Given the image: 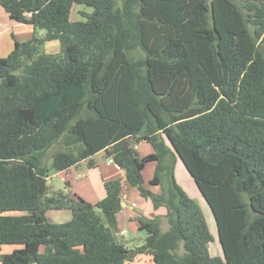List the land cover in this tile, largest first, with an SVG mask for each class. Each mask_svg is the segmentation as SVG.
I'll return each mask as SVG.
<instances>
[{
	"label": "trees",
	"instance_id": "1",
	"mask_svg": "<svg viewBox=\"0 0 264 264\" xmlns=\"http://www.w3.org/2000/svg\"><path fill=\"white\" fill-rule=\"evenodd\" d=\"M75 4L92 12L70 20ZM0 5L45 32L0 57V246H17L0 264H124L138 253L153 264H264V0ZM53 40L62 55L41 50ZM137 49L143 56L130 57ZM58 141L47 168L42 157ZM142 141L153 149L145 156L134 148ZM100 151L154 210L165 208L166 231L159 216L139 217L143 244L117 240V180L95 203L67 190L39 196L37 176L83 160L92 167ZM176 161L213 216L221 256L209 252L207 222L177 183ZM151 162L157 193L142 176ZM63 209L68 221L48 220Z\"/></svg>",
	"mask_w": 264,
	"mask_h": 264
},
{
	"label": "crops",
	"instance_id": "2",
	"mask_svg": "<svg viewBox=\"0 0 264 264\" xmlns=\"http://www.w3.org/2000/svg\"><path fill=\"white\" fill-rule=\"evenodd\" d=\"M45 32L43 30L34 29L33 26L29 23L17 22L12 20L8 13L3 9L0 5V57H6L14 47L15 41L23 42L31 39L33 36H37L39 38L43 37ZM45 50V46H44ZM46 53V51H45ZM48 53V52H47ZM51 54V53H48ZM143 143H146L142 141ZM142 142L136 144V150L139 151L142 149ZM142 144V145H141ZM149 147V146H148ZM148 148L144 147V152L140 156H145L151 152L147 150ZM97 154H103V160L101 162L96 161L94 156L93 160L95 165L90 167L87 166V160H83L75 166L67 169L66 171H60L54 174L57 176H61L62 180L69 181V192L73 196L81 197L82 199L90 202L95 203L96 201L102 199L105 196V190L103 183L109 180H117L118 184L121 187V210L117 213V231L115 232V236L119 242H121L125 247L132 249L138 247L143 244L144 242V232L138 230V223L137 218L139 217H152L154 215L159 216L160 225L161 223H167V219L164 216V208L160 207L156 210L152 208V205L148 199L140 197L137 190L135 188H131L126 182L124 178V172L120 169L115 163H109L104 155V151H100ZM152 163V162H151ZM148 164V163H147ZM146 166V165H145ZM91 169H96L98 171V175H100V179L97 176V179H93L89 174ZM147 175L144 180L145 188L152 190L153 192H159L156 186L148 185V182L151 177ZM82 178L85 180V183L91 187L95 192V200L90 201L87 199L84 192L82 193L83 189L80 187L75 189L73 187V181L77 180L78 178ZM86 178V179H85ZM64 180V181H65ZM99 180V182H98ZM46 184V183H45ZM84 185V184H80ZM48 189V187L46 186ZM154 188V189H153ZM50 190V189H49ZM61 190V189H57ZM66 190H68L66 188ZM54 191V190H51ZM51 191H49L51 193ZM86 192V191H85ZM49 193V194H50ZM50 213V214H49ZM52 213V214H51ZM53 215V216H49ZM46 216L48 220L52 223H62L68 221L71 218V213L67 209L55 211V210H48L46 212ZM165 219V222L163 220ZM57 220V221H53ZM135 225V229L132 230L131 226ZM168 225V223H167ZM168 229V227H167ZM166 229V230H167ZM162 232L166 231L160 229ZM7 250L4 251V248L1 246V254L9 253L13 249L6 248ZM124 264H153L151 258L146 253H138L135 256L127 259Z\"/></svg>",
	"mask_w": 264,
	"mask_h": 264
},
{
	"label": "rangeland",
	"instance_id": "3",
	"mask_svg": "<svg viewBox=\"0 0 264 264\" xmlns=\"http://www.w3.org/2000/svg\"><path fill=\"white\" fill-rule=\"evenodd\" d=\"M235 1V0H234ZM80 11H84L87 13H91L92 12V8L86 7L84 5H73L72 9H71V13H70V20H84L85 18L83 16H81L79 14ZM39 30V29H38ZM44 46H45V50H44ZM41 50L43 52L46 51V53H51V54H57V55H62V51H61V47H60V43L58 40H53V41H44L43 45L41 47ZM130 57L132 58H139L143 56V53L141 50L137 49L134 50L132 52L129 53ZM143 144V145H142ZM142 149H140L138 151L139 155H142V153H146L144 152V147L148 148L147 150L149 152H152L153 149L151 148V146L147 143H143L142 142ZM149 146V147H148ZM59 149H63L61 143L55 142L52 146H50L46 152L44 153L43 157H42V165L46 166L47 168H50V164H51V158L50 155L53 151L59 150ZM96 161L101 162L103 160V154H96L94 156ZM107 159V158H106ZM108 160V159H107ZM88 162V161H87ZM86 162L87 166L88 163ZM154 167H155V163H148L146 164V166L144 167L143 171H142V176L143 178H145L147 175H149L148 177H151L154 171ZM57 173L54 170L50 169L48 171L47 177L45 178V189L44 192L46 191V195L49 196L51 193H54L56 191H58L57 189H61L62 191H66V188L68 189L67 191H69V187L64 186V180H62L61 176H57ZM98 171L96 169H91L90 171V176L93 179H100V175H98ZM174 176L175 179L177 181V183L181 186V188L188 194L189 197H191L195 203L198 205V207H200L205 220L207 222V226L209 228V233L211 235V239L209 241V252L211 255H215V256H221V250H220V246L217 240V236H216V228H215V222L213 219V216L207 206V204L205 203V201L201 198L192 178L189 176V174L187 173V171L184 169L182 163L180 161H176L175 166H174ZM86 179V178H85ZM99 182V180H98ZM148 184V182H146ZM80 184H84V185H80ZM73 187L75 189L78 188H82L84 192V194L86 195L87 199H89L90 201L95 200V192L94 190L89 187L86 183L85 180L82 178H78L77 180L73 181ZM46 186L48 187V189L46 188ZM50 189V190H49ZM154 189V188H153ZM157 189L159 190V187H157ZM54 190V191H51ZM51 191V193L49 192ZM86 191V192H85ZM50 193V194H49ZM157 193V192H156ZM97 202V201H96ZM164 208V207H163ZM165 210V208H164ZM6 215H21L22 212L20 211H9L7 213H5ZM50 214V213H49ZM52 214V213H51ZM49 216H53V215H49ZM164 222L165 219L163 218ZM53 221H57V220H53ZM168 227L167 223H161L160 225V229L166 230ZM132 230L135 229V225L131 226ZM136 231V229L134 230ZM4 248V251L7 250L6 248H17V246L14 245H4L2 246ZM181 253V251L179 252Z\"/></svg>",
	"mask_w": 264,
	"mask_h": 264
},
{
	"label": "water",
	"instance_id": "4",
	"mask_svg": "<svg viewBox=\"0 0 264 264\" xmlns=\"http://www.w3.org/2000/svg\"><path fill=\"white\" fill-rule=\"evenodd\" d=\"M178 158L180 160V157L179 156H178ZM36 180H37V185H38L39 196H42V194L44 192V189H45V179L42 176H37L36 177ZM33 264H37V263L34 262Z\"/></svg>",
	"mask_w": 264,
	"mask_h": 264
},
{
	"label": "built area",
	"instance_id": "5",
	"mask_svg": "<svg viewBox=\"0 0 264 264\" xmlns=\"http://www.w3.org/2000/svg\"><path fill=\"white\" fill-rule=\"evenodd\" d=\"M134 148H136V145H134ZM107 161H108L109 163L113 162L112 159H110V158H109ZM0 255H1V246H0Z\"/></svg>",
	"mask_w": 264,
	"mask_h": 264
}]
</instances>
